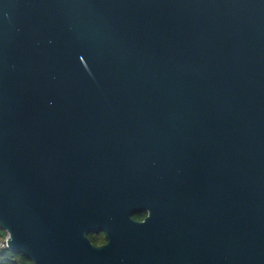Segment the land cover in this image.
Listing matches in <instances>:
<instances>
[{"label": "water", "instance_id": "1", "mask_svg": "<svg viewBox=\"0 0 264 264\" xmlns=\"http://www.w3.org/2000/svg\"><path fill=\"white\" fill-rule=\"evenodd\" d=\"M0 227L33 264H264V0H0Z\"/></svg>", "mask_w": 264, "mask_h": 264}, {"label": "trees", "instance_id": "2", "mask_svg": "<svg viewBox=\"0 0 264 264\" xmlns=\"http://www.w3.org/2000/svg\"><path fill=\"white\" fill-rule=\"evenodd\" d=\"M140 215L139 212L133 214V218H136ZM4 233V230L0 227V235ZM90 239L94 244H98L105 240L104 232L99 231L97 233H90ZM0 264H33L32 259L22 252L12 251L6 249L0 252Z\"/></svg>", "mask_w": 264, "mask_h": 264}, {"label": "built area", "instance_id": "3", "mask_svg": "<svg viewBox=\"0 0 264 264\" xmlns=\"http://www.w3.org/2000/svg\"><path fill=\"white\" fill-rule=\"evenodd\" d=\"M9 237V233L4 231L3 234L0 235V252L9 249L7 238Z\"/></svg>", "mask_w": 264, "mask_h": 264}, {"label": "flooded vegetation", "instance_id": "4", "mask_svg": "<svg viewBox=\"0 0 264 264\" xmlns=\"http://www.w3.org/2000/svg\"><path fill=\"white\" fill-rule=\"evenodd\" d=\"M140 213V215L136 218H134L135 220L137 221H143L145 219V217L147 216L148 212L146 210H141V211H138ZM92 233H97V232H91ZM104 236H105V240H103L102 242L96 244V245H102V244H105L107 242V238H106V235L104 233Z\"/></svg>", "mask_w": 264, "mask_h": 264}]
</instances>
